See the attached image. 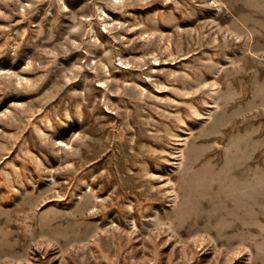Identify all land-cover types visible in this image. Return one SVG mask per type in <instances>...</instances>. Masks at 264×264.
<instances>
[{
  "label": "rangeland",
  "instance_id": "374dc122",
  "mask_svg": "<svg viewBox=\"0 0 264 264\" xmlns=\"http://www.w3.org/2000/svg\"><path fill=\"white\" fill-rule=\"evenodd\" d=\"M0 264H264V0H0Z\"/></svg>",
  "mask_w": 264,
  "mask_h": 264
}]
</instances>
